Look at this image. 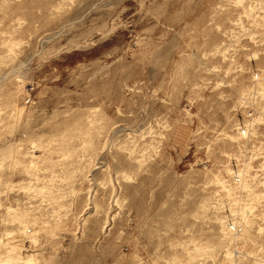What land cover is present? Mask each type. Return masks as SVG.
Segmentation results:
<instances>
[{
    "label": "rangeland",
    "instance_id": "1",
    "mask_svg": "<svg viewBox=\"0 0 264 264\" xmlns=\"http://www.w3.org/2000/svg\"><path fill=\"white\" fill-rule=\"evenodd\" d=\"M0 264H264V0H0Z\"/></svg>",
    "mask_w": 264,
    "mask_h": 264
}]
</instances>
